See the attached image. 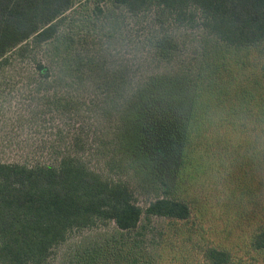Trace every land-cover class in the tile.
Wrapping results in <instances>:
<instances>
[{
	"label": "trees",
	"instance_id": "16d2710c",
	"mask_svg": "<svg viewBox=\"0 0 264 264\" xmlns=\"http://www.w3.org/2000/svg\"><path fill=\"white\" fill-rule=\"evenodd\" d=\"M73 4L74 0H0V71L18 56L45 78L57 72L69 86L57 97L63 116L87 110L100 122L109 114L113 121L110 129L106 123L97 124L90 138L79 132L56 163L0 161V264H52L56 250L73 231L109 221L122 235L110 237L104 245L96 242L92 251L74 253L72 264H148L135 251L144 234L131 238V231L140 226L143 215L187 219L190 203L160 196L142 207L127 179L95 170L80 152L90 140L100 138L102 143L113 135L131 153L148 151L146 142H166L180 153L177 165L196 146L211 153H234L236 148L264 153V139H248V134L264 129V93L254 95L250 87L261 83L260 75L245 78L242 71L249 69L252 75L257 66L264 77V59L250 52L264 41V0H97L94 17L122 16L127 29L134 31L130 37L135 43H125V51L134 57L123 55L119 82L85 41L76 40V33H61ZM155 25L160 27L156 33L151 28ZM173 28L198 32L202 55L213 51L210 55L219 56L184 70L189 68L184 60L189 44L180 43ZM50 41L61 43L65 52L57 68L38 55ZM237 85L243 89L240 95ZM115 103L120 104L116 110ZM239 107L248 109L251 118H240ZM239 134H247L245 140ZM165 186L172 189L169 183ZM253 247L264 249V230L254 236ZM205 255L211 264L232 259L229 251L216 247H208Z\"/></svg>",
	"mask_w": 264,
	"mask_h": 264
},
{
	"label": "rangeland",
	"instance_id": "374dc122",
	"mask_svg": "<svg viewBox=\"0 0 264 264\" xmlns=\"http://www.w3.org/2000/svg\"><path fill=\"white\" fill-rule=\"evenodd\" d=\"M96 1L74 0L61 33H76V40L85 41L87 47L93 49L91 53L105 62L109 73L115 72L119 82L123 55L127 53L134 57L132 52L125 51V43L131 44L133 37L130 35L134 31L127 29V20L122 16L113 20L94 17L92 10ZM115 12L121 14L120 9ZM151 28L154 33L160 29L157 25ZM172 32L180 43L189 44L184 51L185 67L189 68L183 67L184 70L192 71L198 62V66L201 63L207 65L214 56H219L210 55L213 51L209 56L202 55L200 44L203 41L198 32L176 28ZM61 48V43L50 41L39 48L38 55L57 68L59 58L62 59L65 53ZM250 52L257 55L256 58L264 59V41ZM252 70V75L249 69L242 71L247 74L245 78L254 79L260 75L259 85L246 81L251 83V93L258 96L264 93V77L259 67L253 66ZM65 81L67 79L62 80L57 72L43 77L30 69L25 58L18 56L0 71V161L56 163L70 149V142L80 135L79 132L90 138L99 123H106L110 129L113 122L109 119L110 114L102 122L98 115L95 117L87 110L79 116L74 112L62 115L57 97L63 89L68 90L69 86L63 85ZM116 85L115 92L118 90ZM237 89L235 91L240 95L243 89L239 85ZM260 106L264 108V103ZM116 107L120 104L115 103L112 108L116 110ZM238 111L240 118H251L245 107H239ZM261 118L260 123L264 126V115ZM81 123L85 128L83 131ZM239 135L242 140L247 136ZM248 136L249 140L264 139V129L257 135L250 133ZM116 139L111 135L102 143L100 138L95 142L90 140V146L80 154L104 175L127 179L142 207L160 196L177 197L191 205V215L187 219L143 215L140 226L131 231V238L144 234L143 244L135 251L143 255L148 264H211L205 255L208 247L229 251L232 259L228 264H264V249L253 247L254 236L264 230V153H242L237 148L234 153H211L196 146L192 152L184 153L182 163L177 165V154L180 153H174L166 142L159 141L153 146L146 142L148 151L131 153L126 143ZM165 183L173 190L170 187L165 190ZM120 232L113 221L77 229L56 250L52 264H72L74 253L92 251L96 242L104 245L110 237H120ZM100 263H104L103 259Z\"/></svg>",
	"mask_w": 264,
	"mask_h": 264
}]
</instances>
